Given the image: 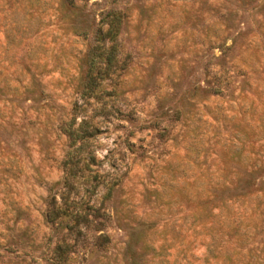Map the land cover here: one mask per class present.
<instances>
[{"label": "rangeland", "instance_id": "374dc122", "mask_svg": "<svg viewBox=\"0 0 264 264\" xmlns=\"http://www.w3.org/2000/svg\"><path fill=\"white\" fill-rule=\"evenodd\" d=\"M0 264H264V0H0Z\"/></svg>", "mask_w": 264, "mask_h": 264}, {"label": "trees", "instance_id": "16d2710c", "mask_svg": "<svg viewBox=\"0 0 264 264\" xmlns=\"http://www.w3.org/2000/svg\"><path fill=\"white\" fill-rule=\"evenodd\" d=\"M114 21L115 20L110 22V26L107 30L108 35H112V34L116 35L117 29H116V25H114ZM66 132L71 138L75 137L76 131L74 132L72 130L66 129ZM63 199H65V198H63ZM66 201H67L66 199L63 201L62 204L65 205V207H63V205H57L58 203H57V199L55 197L52 198L51 207L48 210V217L50 220H52V221L56 220L59 218V216L61 214L66 213V211L68 210V205H67Z\"/></svg>", "mask_w": 264, "mask_h": 264}]
</instances>
